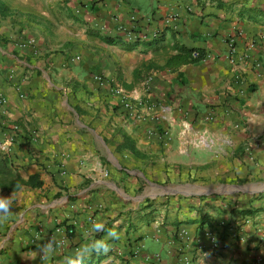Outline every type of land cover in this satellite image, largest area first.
<instances>
[{
  "label": "crops",
  "instance_id": "crops-1",
  "mask_svg": "<svg viewBox=\"0 0 264 264\" xmlns=\"http://www.w3.org/2000/svg\"><path fill=\"white\" fill-rule=\"evenodd\" d=\"M180 46L205 56L167 65ZM0 97L7 168L40 181L0 173V264L65 263L97 239L94 264H264V0H0Z\"/></svg>",
  "mask_w": 264,
  "mask_h": 264
},
{
  "label": "trees",
  "instance_id": "trees-1",
  "mask_svg": "<svg viewBox=\"0 0 264 264\" xmlns=\"http://www.w3.org/2000/svg\"><path fill=\"white\" fill-rule=\"evenodd\" d=\"M2 11V10H1ZM105 42L114 44L115 41L110 38H102ZM127 48H133V46H128ZM196 54V55H195ZM205 56V52L203 49L198 48H187L180 46L178 49V54L171 57L167 61V65L171 64H184V63H196L201 61ZM118 132H121V130H117ZM122 141L119 144L120 148H125L130 150L134 155H136V149L133 144V142L123 134ZM7 155L3 153V151L0 149V173L3 175V180L6 182L3 186L8 187L13 185L14 187H19L20 185H29V186H38L40 185V181L35 180L36 176H30L27 180H24L20 178L19 176L16 178H13L14 175L11 172L9 168H7ZM11 184V185H10ZM206 220L204 218L201 219V225H204ZM103 249H100L99 252L93 251L92 255L90 257H83V264H94L95 262H99L102 259V253ZM72 259H77L76 256H74ZM54 264H68V262L65 263H54Z\"/></svg>",
  "mask_w": 264,
  "mask_h": 264
},
{
  "label": "clouds",
  "instance_id": "clouds-1",
  "mask_svg": "<svg viewBox=\"0 0 264 264\" xmlns=\"http://www.w3.org/2000/svg\"><path fill=\"white\" fill-rule=\"evenodd\" d=\"M15 203V196L13 193L10 196H2L0 195V222H5L9 218L12 213V209ZM104 223L103 222H93L91 230L95 233L104 230ZM120 233L117 232L115 229L107 230V237L111 238L112 240H119ZM100 249H103V254H107L111 250V245L105 242V239H97L92 241L91 243L82 246L75 256L77 259L69 258L68 264H83V257L86 254H90L93 250L99 252ZM44 250L48 253L54 251L51 242L44 246Z\"/></svg>",
  "mask_w": 264,
  "mask_h": 264
},
{
  "label": "built area",
  "instance_id": "built-area-1",
  "mask_svg": "<svg viewBox=\"0 0 264 264\" xmlns=\"http://www.w3.org/2000/svg\"><path fill=\"white\" fill-rule=\"evenodd\" d=\"M241 35V32L240 31H237L236 32V36H239ZM226 43H227V60L229 62V64L231 66H236L237 63H239V61H243L247 58V55L246 54H239L238 51H237V48H236V39H235V36H229L227 39H226ZM196 55V54H195ZM96 80H98L99 82H102V78L100 76H96L95 77ZM233 79H234V82L236 84H239L243 81V75L241 73V71L239 70H235L234 71V76H233ZM113 93L117 96H120L121 100L122 101H126L127 99V92L120 86H115L113 87L112 89ZM21 96H23V94H21ZM3 102V99L0 97V104ZM211 118V117H210ZM18 129V126L17 125H13L12 127V130L13 131H16ZM1 141H0V149L2 151H6V148L3 147L1 145ZM72 230L69 229L67 230V233H71ZM205 236L209 238V241H210V244H211V247L215 248L216 247V242H217V238H216V235L215 233H213L211 230H206L205 231ZM60 244L63 243V241H60L59 242ZM259 263V261H258Z\"/></svg>",
  "mask_w": 264,
  "mask_h": 264
},
{
  "label": "rangeland",
  "instance_id": "rangeland-1",
  "mask_svg": "<svg viewBox=\"0 0 264 264\" xmlns=\"http://www.w3.org/2000/svg\"><path fill=\"white\" fill-rule=\"evenodd\" d=\"M208 188H210V189H215V190H217V187H215V186H213V187H208ZM228 187H226V189H227ZM250 187H248V186H242V187H240V190L239 191H237V192H234V193H236V194H239V193H245V192H249V189ZM242 190V191H241ZM198 191L199 192H203L204 191V189L203 188H199L198 189ZM197 191V192H198ZM233 205H235V203L233 204ZM180 208V207H179ZM188 209H190L189 211H191V208H188ZM179 210V209H178Z\"/></svg>",
  "mask_w": 264,
  "mask_h": 264
}]
</instances>
